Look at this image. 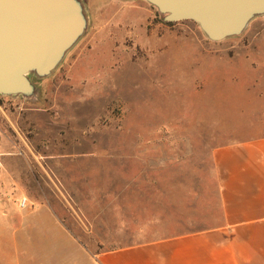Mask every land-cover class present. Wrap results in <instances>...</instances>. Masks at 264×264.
<instances>
[{"label": "rangeland", "instance_id": "374dc122", "mask_svg": "<svg viewBox=\"0 0 264 264\" xmlns=\"http://www.w3.org/2000/svg\"><path fill=\"white\" fill-rule=\"evenodd\" d=\"M85 2L88 29L33 77L37 99L0 95L2 260L33 199L92 252L117 248L133 207L175 200L211 174L213 147L264 135V14L215 41L147 0Z\"/></svg>", "mask_w": 264, "mask_h": 264}, {"label": "crops", "instance_id": "0c3cea01", "mask_svg": "<svg viewBox=\"0 0 264 264\" xmlns=\"http://www.w3.org/2000/svg\"><path fill=\"white\" fill-rule=\"evenodd\" d=\"M211 161L199 186L133 207L126 242L98 253L49 201L33 199L0 264H264V135L215 146Z\"/></svg>", "mask_w": 264, "mask_h": 264}, {"label": "water", "instance_id": "95a60500", "mask_svg": "<svg viewBox=\"0 0 264 264\" xmlns=\"http://www.w3.org/2000/svg\"><path fill=\"white\" fill-rule=\"evenodd\" d=\"M147 1L167 21H196L215 41L241 34L264 14V0ZM88 26L85 0H0V95L37 99L33 77L52 74Z\"/></svg>", "mask_w": 264, "mask_h": 264}, {"label": "built area", "instance_id": "2783aa9c", "mask_svg": "<svg viewBox=\"0 0 264 264\" xmlns=\"http://www.w3.org/2000/svg\"><path fill=\"white\" fill-rule=\"evenodd\" d=\"M18 204L21 208H26L29 205V199L26 196L21 197Z\"/></svg>", "mask_w": 264, "mask_h": 264}]
</instances>
